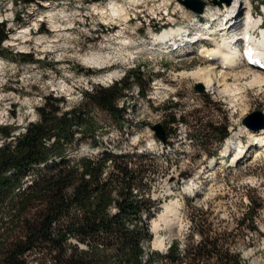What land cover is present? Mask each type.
Instances as JSON below:
<instances>
[{
	"label": "rangeland",
	"instance_id": "obj_1",
	"mask_svg": "<svg viewBox=\"0 0 264 264\" xmlns=\"http://www.w3.org/2000/svg\"><path fill=\"white\" fill-rule=\"evenodd\" d=\"M110 1L40 0L28 6L25 0H0V21L6 22L9 31L0 51V126H6L2 123L5 120L15 132H22L28 122L36 120L35 107H40L44 101L37 97L55 91L64 98L66 106L72 107L81 100L82 92L94 86L110 85L128 69H139L147 96L140 98L135 86L127 92L125 99L130 109L122 129L118 130L99 113L98 120L106 130L99 137L100 146L82 143L74 152L89 156L107 148L116 153H128L145 168L147 184L141 192L155 202L152 217L166 203L178 204L181 229L173 235L168 230L160 232L166 240L162 250L152 246V218L143 216L149 225L151 252L163 254L174 239L182 245L195 226L193 217L200 214L199 219L207 220L212 231L231 232L234 238L230 246L240 252L243 260L249 264H264V156L254 155V150H250L234 165L229 158L230 154L238 152V147L248 143L250 131L264 128V90L248 85L245 80L237 84L229 76L226 85L220 81L215 89L197 92L194 89L197 79L183 74L206 65L198 55L203 45L221 41L222 25L208 34L201 31L196 21L206 22L217 13L218 6L211 4L212 0H201L208 6L207 15L201 17L179 0H138L135 4L118 0L128 10L135 7L137 14L130 11L127 20L98 15L94 8L108 9ZM250 1L251 6L257 4V0ZM258 4H264V0H258ZM48 11L54 14L53 22L62 30L53 32L52 22L46 15ZM18 19L22 22L17 23ZM34 23L38 28L43 25L48 32H35ZM24 26L32 30L24 44L22 39L16 40V44L7 42L10 33ZM170 27L189 30V38L193 35L201 38L202 34L210 41L203 39L205 44H190L184 40L187 44L181 48L177 43L168 47L163 42L156 43V35ZM242 32L241 28L237 31L240 35ZM40 38L38 43L36 39ZM123 38L131 44L123 45ZM89 51L101 54L105 59L102 66L83 62L82 58ZM20 54L30 55L34 62L23 61ZM109 73L115 75L101 82ZM217 79L220 80L219 75ZM228 85L229 89L224 90ZM255 112L262 117L255 116L250 127L243 124V120ZM196 119L200 121L197 125ZM206 123L227 126L229 136L224 143L220 145L210 135L207 148L197 145L201 136L197 128ZM154 124H161L166 133L165 141L151 129ZM237 141L241 145H236ZM228 142L233 148L226 158H221ZM142 153L146 156L139 158ZM197 210L202 214H197ZM245 213L249 217L247 226H237ZM192 239L198 241L199 238L193 233ZM151 264L161 263L154 256Z\"/></svg>",
	"mask_w": 264,
	"mask_h": 264
},
{
	"label": "trees",
	"instance_id": "obj_2",
	"mask_svg": "<svg viewBox=\"0 0 264 264\" xmlns=\"http://www.w3.org/2000/svg\"><path fill=\"white\" fill-rule=\"evenodd\" d=\"M39 30L48 32L43 25ZM8 33L0 22L1 52ZM19 56L34 62L30 55ZM125 73L108 86L83 92L72 107L62 97L45 96L36 121L12 135V141L6 139L15 128L0 126V139H5L0 147V264H151L154 256L161 264H249L231 248V232L212 231L207 220L199 219L200 210L182 245L174 239L163 254L151 252L143 216L152 218L155 202L141 192L147 184L144 166L128 153L107 148L96 155H76L82 143L100 146L106 130L99 113L122 129L132 86L146 98L139 69ZM196 132L201 134L196 143L203 148L210 135L220 145L229 136L226 125L206 123ZM248 220L245 213L237 226H247Z\"/></svg>",
	"mask_w": 264,
	"mask_h": 264
},
{
	"label": "bare ground",
	"instance_id": "obj_3",
	"mask_svg": "<svg viewBox=\"0 0 264 264\" xmlns=\"http://www.w3.org/2000/svg\"><path fill=\"white\" fill-rule=\"evenodd\" d=\"M128 2L129 4H135L138 2V0H128ZM246 4H249V6L251 7L250 0H234L232 5L226 7L225 9L216 8L217 13L215 12L214 14H212V17L220 15L222 13L224 14L225 12H229V17L231 18L228 20V22L235 21L234 27H230L231 30L235 31V34L233 36H223L221 38V41L216 40V42H214V44H211L210 46L201 47L198 52V55L202 56L201 58L206 63V65L204 67H198L197 69H194L191 72H182L184 75H188L192 78L197 79L196 81L204 87L206 92L210 89H215L216 87H218L220 81L223 83V86L226 85V79L229 76L233 77L234 81L237 84L245 80L248 85H257L260 89L264 90V72L257 71L255 69L253 70L249 66H247L242 60L240 50L237 47L239 44V40L241 38L243 39V37L247 35L248 31H252L263 18L262 16L259 19H252L249 12L243 14L241 5L244 9L247 10V6L244 7V5ZM94 9L98 15H109L111 17L116 16L122 18L123 20H127L129 18L130 11H132L134 14L136 13L135 7H132L130 10H128L125 4L119 2L118 0H111L108 9L103 7ZM150 10H152V8ZM165 10L167 11V8H165ZM237 11V17L234 18V15L237 13ZM207 13L208 12L206 11L202 16H206ZM46 15L52 22L51 26L53 28V32L62 30L60 29V25H57L56 22H53V19L55 17L54 14L51 13V11H48ZM34 25H36V23H34ZM29 26H24L23 28L17 29L15 32L10 33L7 42H10L11 44H16V40L22 39L24 44L28 36L32 33L31 27ZM240 28L243 32L241 34V38L239 39L237 31ZM184 33H187L186 30H183L180 27L165 28L161 33L156 35L155 42L159 43L163 40H167L171 37L177 36H179L183 40ZM212 33H214V31ZM200 37L203 40L204 36L202 34ZM125 39L126 38L121 39L123 45H130L131 41L128 40L127 42H124ZM195 39L200 38H198V36L196 35L195 37H193V40ZM36 40L38 43H40L41 38ZM255 40L254 42L258 44V47L264 45V35L257 39V41ZM258 51L259 49H255L254 53ZM166 52L168 53V51ZM261 54L264 55V52H261ZM82 59L85 64L87 63L93 66H102V64L105 62V59L102 58L101 54L95 51H89L86 56H84ZM113 75L115 74L109 73L105 75L104 77H102L101 82H105L112 79ZM218 75L220 76V80L217 79ZM246 77H248V82L246 81ZM229 86L230 85L224 87V90H228ZM24 132L25 128H23L22 132H12V135H18ZM248 134V143L245 145L242 144L241 147H238V152L234 153V155H229V158H231L230 160L232 165H234L235 163H239L242 159V156L243 158H245L246 153H248V151L250 150H254V155L257 153L264 156V128H261L256 132L250 131ZM229 142L226 145L225 150L221 152V158L226 157L225 153L227 149L230 150L231 148H233L229 145ZM177 206V203H166L160 208L161 210H159L158 213L153 216L150 220V232L151 234H153L152 246L158 250H162L166 247L165 236L160 234L161 231L168 230L169 234L173 235L174 232H178L181 229L179 224L180 211Z\"/></svg>",
	"mask_w": 264,
	"mask_h": 264
},
{
	"label": "water",
	"instance_id": "obj_4",
	"mask_svg": "<svg viewBox=\"0 0 264 264\" xmlns=\"http://www.w3.org/2000/svg\"><path fill=\"white\" fill-rule=\"evenodd\" d=\"M180 2H182V4L189 10H192L194 13L201 15L204 12V8L206 6V3L201 1V0H179ZM232 2V0H212L211 4L213 5H217L219 7H221L222 4L225 5H230ZM194 89L197 92H204V87L200 84V83H196L194 85ZM261 116L260 113L255 112L254 114H251L249 117H246L243 120V124H245L246 126L250 127L252 124V119L255 116ZM262 117V116H261ZM151 129L156 133V136L162 140L165 141V137H166V133L164 132L161 124H154L151 125Z\"/></svg>",
	"mask_w": 264,
	"mask_h": 264
},
{
	"label": "built area",
	"instance_id": "obj_5",
	"mask_svg": "<svg viewBox=\"0 0 264 264\" xmlns=\"http://www.w3.org/2000/svg\"><path fill=\"white\" fill-rule=\"evenodd\" d=\"M108 85V84H107ZM85 90H86V88H85ZM87 91V90H86ZM53 93H52V95L54 96V97H57V96H60V95H58L55 91H52ZM45 96H39V97H37V99H42V98H44ZM37 99H35V106H37ZM121 103V102H120ZM33 106V105H32ZM34 107V106H33ZM35 112H36V107H35ZM33 121V120H32ZM2 123L4 124V125H6L7 126V124H9L8 122H6L5 120H3L2 121ZM12 139L14 140L15 139V137L14 136H12V133L10 134V137L8 138V139H6L7 141H12ZM5 142V139H1V141H0V147L2 146V144ZM49 143V142H48ZM30 264H32V263H30Z\"/></svg>",
	"mask_w": 264,
	"mask_h": 264
}]
</instances>
